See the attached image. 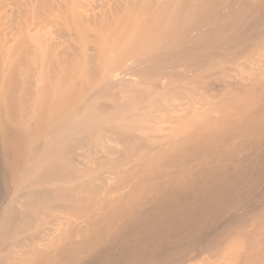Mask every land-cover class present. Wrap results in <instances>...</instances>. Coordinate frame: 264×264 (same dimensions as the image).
Returning a JSON list of instances; mask_svg holds the SVG:
<instances>
[{"label":"bare ground","instance_id":"bare-ground-1","mask_svg":"<svg viewBox=\"0 0 264 264\" xmlns=\"http://www.w3.org/2000/svg\"><path fill=\"white\" fill-rule=\"evenodd\" d=\"M0 264H264V0H0Z\"/></svg>","mask_w":264,"mask_h":264}]
</instances>
